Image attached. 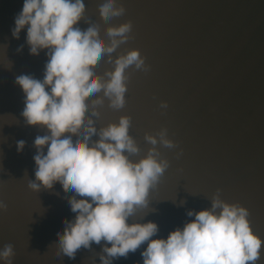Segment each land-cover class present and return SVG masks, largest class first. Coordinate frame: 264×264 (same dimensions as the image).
<instances>
[{
    "label": "water",
    "instance_id": "1",
    "mask_svg": "<svg viewBox=\"0 0 264 264\" xmlns=\"http://www.w3.org/2000/svg\"><path fill=\"white\" fill-rule=\"evenodd\" d=\"M103 2L84 0L85 19L76 27L86 30V20L97 23L108 41L107 27L131 20L133 38L112 55L139 49L150 70L134 65L126 70V104L114 110L105 98L100 117L93 118L97 128L130 116L129 132L140 147L130 157L136 161L153 147L146 133L167 128L178 144L155 146L170 166L150 190L148 208L138 209L128 222H155L159 232L152 239H166L195 219L188 210L210 208L220 189L221 199L249 209L253 231L264 240V0H118L126 12L107 24L98 11ZM23 4L0 0V201L7 206L0 209V250L14 246L11 264H100L103 241L82 247L75 259L57 255V233L76 215L69 204L74 193H65L58 182L52 190L28 187L36 179L35 138L49 132L26 124L25 94L16 77L43 80L48 56L47 50L30 54L27 28L19 39L12 35ZM113 67L105 55L95 71L103 75ZM164 101L166 109L160 107ZM19 140L26 142L22 152ZM146 248L147 243L113 264H143ZM256 264H264V246Z\"/></svg>",
    "mask_w": 264,
    "mask_h": 264
},
{
    "label": "clouds",
    "instance_id": "2",
    "mask_svg": "<svg viewBox=\"0 0 264 264\" xmlns=\"http://www.w3.org/2000/svg\"><path fill=\"white\" fill-rule=\"evenodd\" d=\"M98 11L107 24L126 9L118 0H104ZM85 13L84 0H24L12 30L13 37L19 39L27 28L31 55L47 50L43 80L22 74L16 83L25 94L22 116L26 124L46 127L49 132L35 138L36 179L29 180L28 187L40 192L52 190L58 182L65 193H74L69 204L76 215L65 219L63 232L57 233V255L75 259L82 247L91 249L93 242L99 245L103 241L100 264L127 258L145 243L143 264H256L264 240L253 231L249 209L221 199L220 189L210 208L188 210L187 215L195 219L166 239H152L159 232L155 222H128L138 209L148 208L150 190L170 166L166 158H159L155 146L176 148L178 144L168 138L167 128L156 135L146 133L145 140L153 147L136 161L130 157L138 155L140 147L129 132L130 116L97 128L93 118L100 117L99 106L105 98L110 108H124L130 79L126 70L134 65L136 70L148 72L150 66L139 49L112 55L133 38L131 20L107 27L106 41L97 23L86 20V30L76 27ZM22 49L23 45L17 51ZM105 55L114 67L99 75L95 70ZM101 92L102 96L97 95ZM160 107L166 109L167 102H161ZM93 136L99 139L93 140ZM25 145L24 140L17 141L18 152ZM6 207L0 201V209ZM14 255L12 244L0 250V259L8 264Z\"/></svg>",
    "mask_w": 264,
    "mask_h": 264
}]
</instances>
